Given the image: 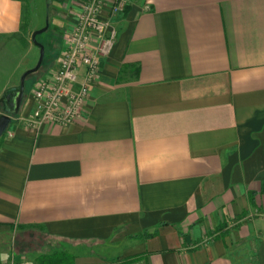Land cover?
<instances>
[{"label": "crops", "instance_id": "obj_1", "mask_svg": "<svg viewBox=\"0 0 264 264\" xmlns=\"http://www.w3.org/2000/svg\"><path fill=\"white\" fill-rule=\"evenodd\" d=\"M45 1L48 64L0 137V264H264V0H106L117 35L81 115L27 127L81 2ZM26 3L0 0L19 72L39 56Z\"/></svg>", "mask_w": 264, "mask_h": 264}, {"label": "built area", "instance_id": "obj_2", "mask_svg": "<svg viewBox=\"0 0 264 264\" xmlns=\"http://www.w3.org/2000/svg\"><path fill=\"white\" fill-rule=\"evenodd\" d=\"M105 1L81 0L76 21L64 36V47L55 69L33 86L35 106L22 118L25 126L36 127L43 121L64 125L81 115L99 68V58L110 52L117 35L116 28L102 14ZM116 1L111 0L113 12L121 9ZM93 39H96L95 46L91 45Z\"/></svg>", "mask_w": 264, "mask_h": 264}, {"label": "rangeland", "instance_id": "obj_3", "mask_svg": "<svg viewBox=\"0 0 264 264\" xmlns=\"http://www.w3.org/2000/svg\"><path fill=\"white\" fill-rule=\"evenodd\" d=\"M27 6L28 4L26 3L24 10L25 20L26 21L30 20L34 22V24L36 25H42L39 28L43 27L47 23L46 17L48 15V13L46 12V1L35 0V3L32 6H29V8ZM49 31L43 30L39 32L36 36V40L42 43L45 48L44 49L45 57L40 67L37 70L30 72L25 78V88H24L25 91L44 72L48 64V57L50 56L51 53L50 51L52 50L51 48L52 45H50V43L48 42L50 35ZM55 52L52 51L53 55H56ZM21 59L22 56L19 53V50H17L15 47L11 48V46H4L2 49H0V94L1 95L3 94L2 89H4V83L6 82V80L8 79L13 80L16 77L17 79H19L20 75L24 71L23 70L22 72H19L21 69L19 70L18 66H20L19 61ZM120 247L121 246L119 244H110L108 242H104L98 246L97 248L98 252L96 253L99 254V256H102L103 258H109V257L112 258L120 249ZM112 259L114 260L115 258Z\"/></svg>", "mask_w": 264, "mask_h": 264}, {"label": "water", "instance_id": "obj_4", "mask_svg": "<svg viewBox=\"0 0 264 264\" xmlns=\"http://www.w3.org/2000/svg\"><path fill=\"white\" fill-rule=\"evenodd\" d=\"M46 28L47 23L43 27L37 28L31 32L32 40L39 46V56L36 63L22 72L17 85L10 86L0 96L2 106V112L0 113V136L6 131V128L11 120V115L17 114L19 111L24 95L25 78L30 72L37 70L41 65L44 56V46L36 40V35Z\"/></svg>", "mask_w": 264, "mask_h": 264}, {"label": "trees", "instance_id": "obj_5", "mask_svg": "<svg viewBox=\"0 0 264 264\" xmlns=\"http://www.w3.org/2000/svg\"><path fill=\"white\" fill-rule=\"evenodd\" d=\"M23 25H24V23H23ZM19 40L22 44L26 43L25 37L21 34L19 35ZM142 235H144V233H141V234L139 233V234H136L135 236L139 237ZM67 255H68L67 253L62 252V251H56V252H52L49 254H42L38 257V262H39V264H68L69 259H68ZM129 259H132V258H124V260L122 262H126Z\"/></svg>", "mask_w": 264, "mask_h": 264}]
</instances>
